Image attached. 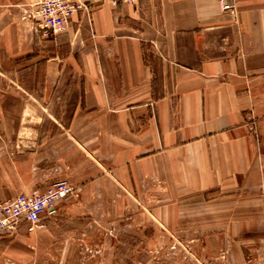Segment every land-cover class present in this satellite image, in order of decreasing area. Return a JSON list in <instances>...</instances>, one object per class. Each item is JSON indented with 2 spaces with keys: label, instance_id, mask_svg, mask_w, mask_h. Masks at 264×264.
Returning <instances> with one entry per match:
<instances>
[{
  "label": "crops",
  "instance_id": "obj_1",
  "mask_svg": "<svg viewBox=\"0 0 264 264\" xmlns=\"http://www.w3.org/2000/svg\"><path fill=\"white\" fill-rule=\"evenodd\" d=\"M30 3L0 0L11 57L44 64L0 94L23 130L0 136V201L61 180L75 193L0 264L104 263L88 247L118 264L125 221L149 237L196 221L212 252L264 243V0H237L236 18L218 0H92L57 35Z\"/></svg>",
  "mask_w": 264,
  "mask_h": 264
},
{
  "label": "rangeland",
  "instance_id": "obj_2",
  "mask_svg": "<svg viewBox=\"0 0 264 264\" xmlns=\"http://www.w3.org/2000/svg\"><path fill=\"white\" fill-rule=\"evenodd\" d=\"M0 13V18L3 16ZM27 16V13H24ZM25 16L22 19H25ZM29 18V17H28ZM0 21V94L7 88L14 86L19 81L26 80L28 84H35V77L30 79L24 70H34L36 68L42 69L44 64L39 62L37 65L33 61H28L19 58L11 57L10 46L5 44V38L11 33L5 27L6 21L1 18ZM35 29V28H34ZM25 72V73H24ZM2 97L0 96V136H23L22 126L19 123L20 117L12 108H5L1 105ZM64 105L59 103L57 106ZM69 105V104H68ZM57 111V108H54ZM68 113L69 110L66 109ZM48 126V135L53 134V122L46 120ZM27 127V126H26ZM32 127V128H30ZM35 125L30 124V136L34 134ZM30 193V192H29ZM128 224H133L132 221L120 222V234L125 233L124 237L120 238V254L118 264H264V243L263 238L259 237L254 240L253 244L245 245L243 240L233 242L236 246L232 247L228 240L218 247L214 252L207 248L203 238L196 236V221L189 222V231L185 235H181V231H175L172 235L166 232L163 222H156V235L148 236L141 234H134L137 228L129 227ZM139 224V222H138ZM44 226L35 227L34 230H29L28 224H22L17 231L3 234L0 236V245H19L20 235L32 234L38 230H42ZM147 230H145L146 232ZM130 232V233H127ZM133 232V233H131ZM177 232V233H176ZM147 233V232H146ZM4 236H11L2 240ZM19 236V237H18ZM198 239H201V246L198 245ZM207 239V238H205ZM24 243V242H23ZM30 242H27V244ZM209 250V251H208ZM86 252L80 253L82 261L93 258L97 262H104L106 254L101 253V249L86 248ZM247 255H246V254ZM116 260V256H115ZM5 264H19L16 259H6ZM99 264V263H98ZM110 264H117L110 263Z\"/></svg>",
  "mask_w": 264,
  "mask_h": 264
},
{
  "label": "built area",
  "instance_id": "obj_3",
  "mask_svg": "<svg viewBox=\"0 0 264 264\" xmlns=\"http://www.w3.org/2000/svg\"><path fill=\"white\" fill-rule=\"evenodd\" d=\"M112 5L137 4L140 0H108ZM223 12L238 16L237 0H218ZM92 0H31L27 16L33 27L45 34L57 35L66 30L72 17L80 12L89 13ZM75 193L66 180L53 183L45 191L33 190L0 201V236L17 231L22 224L29 230L44 226L42 216L54 215L56 204Z\"/></svg>",
  "mask_w": 264,
  "mask_h": 264
}]
</instances>
